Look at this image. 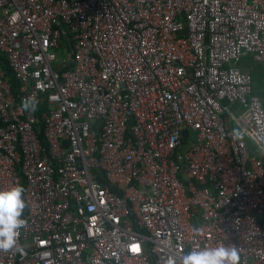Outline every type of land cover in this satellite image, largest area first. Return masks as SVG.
<instances>
[{
	"label": "built area",
	"instance_id": "built-area-1",
	"mask_svg": "<svg viewBox=\"0 0 264 264\" xmlns=\"http://www.w3.org/2000/svg\"><path fill=\"white\" fill-rule=\"evenodd\" d=\"M0 54V264H264V0H0Z\"/></svg>",
	"mask_w": 264,
	"mask_h": 264
},
{
	"label": "clouds",
	"instance_id": "clouds-1",
	"mask_svg": "<svg viewBox=\"0 0 264 264\" xmlns=\"http://www.w3.org/2000/svg\"><path fill=\"white\" fill-rule=\"evenodd\" d=\"M24 106L29 107L28 100ZM35 102L31 103L34 110ZM25 188L14 184L0 190V250L9 251L18 245V234L26 225L23 213L26 202L23 197ZM239 253L235 246L219 245L212 248L192 250L183 256L182 264H238Z\"/></svg>",
	"mask_w": 264,
	"mask_h": 264
},
{
	"label": "rangeland",
	"instance_id": "rangeland-1",
	"mask_svg": "<svg viewBox=\"0 0 264 264\" xmlns=\"http://www.w3.org/2000/svg\"><path fill=\"white\" fill-rule=\"evenodd\" d=\"M237 67L242 68L246 71H250L253 77V88L257 90V86L260 84L264 86V63H255L252 61L251 57L243 56L240 61L236 64ZM263 83V84H262ZM195 134L190 131L188 143L194 141ZM248 145L253 148L254 146L248 142Z\"/></svg>",
	"mask_w": 264,
	"mask_h": 264
},
{
	"label": "trees",
	"instance_id": "trees-1",
	"mask_svg": "<svg viewBox=\"0 0 264 264\" xmlns=\"http://www.w3.org/2000/svg\"><path fill=\"white\" fill-rule=\"evenodd\" d=\"M252 61H253V60H252ZM253 62H255V61H253ZM255 63H264V62H255ZM0 64H1L2 67L5 69V72H6L7 76H8V78H9V81H10L11 84L14 86V88H15L16 86H18V83H17V81L14 79L13 73H12L10 67H9L8 64H7V61H6L5 57H4V55H2V54H0ZM240 69H241L242 71L247 72V73L250 74V76H251V80H252V84H253V77H252L250 71H246V70H244V69H242V68H240ZM262 84H263V83H262ZM252 93L255 94V95H258V96H260L261 98L264 99V86L260 84L259 86H257V90H255V89L253 88V85H252Z\"/></svg>",
	"mask_w": 264,
	"mask_h": 264
},
{
	"label": "water",
	"instance_id": "water-1",
	"mask_svg": "<svg viewBox=\"0 0 264 264\" xmlns=\"http://www.w3.org/2000/svg\"><path fill=\"white\" fill-rule=\"evenodd\" d=\"M182 134H183V136H187V135H188V130H187V129H184V130L182 131Z\"/></svg>",
	"mask_w": 264,
	"mask_h": 264
}]
</instances>
